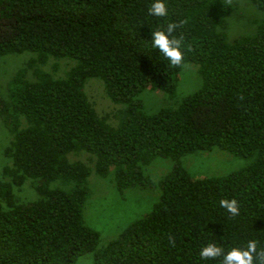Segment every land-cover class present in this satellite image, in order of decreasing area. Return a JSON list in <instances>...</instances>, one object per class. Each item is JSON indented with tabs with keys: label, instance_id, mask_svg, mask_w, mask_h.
<instances>
[{
	"label": "trees",
	"instance_id": "trees-1",
	"mask_svg": "<svg viewBox=\"0 0 264 264\" xmlns=\"http://www.w3.org/2000/svg\"><path fill=\"white\" fill-rule=\"evenodd\" d=\"M249 1L262 19L251 35L228 42L219 28L231 6L222 0H165V17L148 15L152 0H0V57L30 52L41 64L50 57L75 63L60 79L17 74L10 101L0 95V118L12 134L4 150L10 182L0 183L7 203L0 264H76L85 254L92 264H220L201 259L200 248L214 242L227 251L248 240L256 241L254 264H264V0ZM168 23L177 24L179 65L150 44V33ZM186 63L198 66L200 87L176 107L145 112L140 95L174 98ZM90 78L124 106L115 129L82 92ZM213 149L251 161L220 177L194 178L182 167L183 156ZM73 152L93 156V169L69 162ZM156 158L173 166L154 184L142 167ZM92 173L110 176L120 190L160 191L146 215L104 246L83 219ZM26 179L40 198L17 205L12 187ZM222 199H236L239 214L222 208Z\"/></svg>",
	"mask_w": 264,
	"mask_h": 264
},
{
	"label": "rangeland",
	"instance_id": "rangeland-1",
	"mask_svg": "<svg viewBox=\"0 0 264 264\" xmlns=\"http://www.w3.org/2000/svg\"><path fill=\"white\" fill-rule=\"evenodd\" d=\"M231 6L230 13L219 28L228 42L251 35L263 14L249 0H222ZM75 63L68 59L48 58L43 64L37 60L35 53L24 52L0 57V95L9 102V84L19 74L23 80L34 82L36 71H41L53 78H65ZM201 85L198 66L186 63L179 73V81L174 98L166 94L145 90L140 99L145 112L151 114L159 109L176 107L178 102L188 94L196 91ZM82 92L95 111L96 115L110 128L119 124V116L124 109L122 104L113 103L106 94L104 84L97 78L86 80ZM20 127L26 126L22 116L17 117ZM12 140L9 126L0 118V183L10 182L4 168L11 161L4 150ZM69 162H79L93 169V156L84 152H73L67 156ZM250 159L233 156L227 152L213 149L190 153L180 158L182 167L194 178L220 177L235 172L250 163ZM171 159L156 158L149 165L142 167L145 176L154 184L172 168ZM57 184H52L55 187ZM88 199L83 209L84 223L99 233L100 246L116 238L130 223L146 215L157 202L160 191L157 186L151 189L131 188L118 189L110 176L100 178L94 173L88 178ZM12 200L17 205H26L40 198L33 181L26 179L21 185L12 187ZM6 201L0 198V207L6 208ZM99 246V247H100ZM76 264H92V254L78 258Z\"/></svg>",
	"mask_w": 264,
	"mask_h": 264
},
{
	"label": "clouds",
	"instance_id": "clouds-1",
	"mask_svg": "<svg viewBox=\"0 0 264 264\" xmlns=\"http://www.w3.org/2000/svg\"><path fill=\"white\" fill-rule=\"evenodd\" d=\"M148 15L165 17L168 10L165 0H152L148 9ZM177 28L176 23H168L163 30H155L150 33V44L153 49L168 58L171 65H179L182 61L181 42L172 37ZM220 206L232 216L239 214L240 206L236 199H222ZM256 251V241L248 240L237 246H231L227 251L217 243L209 242L199 250L201 259H220V264H254L253 253Z\"/></svg>",
	"mask_w": 264,
	"mask_h": 264
}]
</instances>
